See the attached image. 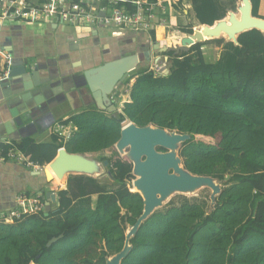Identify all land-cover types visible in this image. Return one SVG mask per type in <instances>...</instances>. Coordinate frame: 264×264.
Instances as JSON below:
<instances>
[{"label":"trees","instance_id":"obj_1","mask_svg":"<svg viewBox=\"0 0 264 264\" xmlns=\"http://www.w3.org/2000/svg\"><path fill=\"white\" fill-rule=\"evenodd\" d=\"M251 2L252 14L259 16L260 0ZM190 5L198 23L212 25L221 18L215 0H190ZM172 7L182 13V0ZM178 29L192 32L191 26ZM237 40L239 45L227 43L232 51L215 63L205 60V42L178 54L162 52L166 67L160 70L141 60L121 111L92 107L74 113L59 123L70 127L67 137L54 130L46 142L25 137L1 143L2 161L15 149L42 166L61 147L87 156L111 155L102 159L108 161L109 177L69 176L66 188L55 191L53 205L40 192L45 204L39 212L11 223L0 220V264H104L105 256L122 248L126 222L133 224L143 206L128 186L131 162L114 147L124 122L190 134L179 150L184 167L225 182L210 212L188 202L155 211L130 238L131 250L121 264H264V35L251 29ZM227 54L231 69L222 67Z\"/></svg>","mask_w":264,"mask_h":264},{"label":"crops","instance_id":"obj_2","mask_svg":"<svg viewBox=\"0 0 264 264\" xmlns=\"http://www.w3.org/2000/svg\"><path fill=\"white\" fill-rule=\"evenodd\" d=\"M182 2V13L174 10L171 1H162L154 6V20L160 19L162 22L154 28L152 37L149 32L133 31L127 26H75L61 24L56 20L0 26V47L12 56L11 64L22 61L26 68L25 74L9 77L8 73L6 79L0 80V144L25 137H31L36 142H46L63 119L96 107L84 81V70L129 54H138L141 60L152 59L151 68L160 65L166 67V58L159 52V47L166 46L168 42L173 44L174 39L180 40L185 33L178 28L200 24L190 0ZM235 2L215 0L221 18ZM263 3L264 0H260L258 7L262 10L258 14L262 18ZM227 43L209 40L202 44L205 60L210 63L221 60L227 50L233 49ZM207 51L214 54L212 59L206 56ZM157 55H160L158 60ZM112 96L115 100L114 94ZM54 181H47L42 172H34L0 158V217L13 209L16 198L25 195L27 191L33 195L34 191L35 194H55ZM57 182L64 189L65 181ZM95 200L96 196L92 195L91 206ZM51 203H56V194L55 201Z\"/></svg>","mask_w":264,"mask_h":264},{"label":"water","instance_id":"obj_3","mask_svg":"<svg viewBox=\"0 0 264 264\" xmlns=\"http://www.w3.org/2000/svg\"><path fill=\"white\" fill-rule=\"evenodd\" d=\"M236 3V12L229 10L224 17L214 21L212 25L201 23L193 25L192 32L185 33L180 38L179 46H162L159 47V52L172 51L174 54L186 52L195 44L218 37H224L227 42L239 45L238 35L251 29H257L264 35V18L252 14L251 0H236ZM237 15L240 16V21L234 20ZM225 21H232L236 24L238 31L228 35V38L212 35L201 40L190 41V37H193L201 27L210 29L214 25L223 24ZM140 61L141 58L138 54H129L82 72L84 81L98 109L107 113L121 111L117 108L115 100L112 99V93L128 77L129 73L139 66ZM167 72L168 70L165 69L163 73L166 74ZM25 73L26 68L23 62L18 61L12 63L9 77ZM189 138L190 134L188 133L160 128L151 123L137 126L132 122H127L122 126L114 147L120 156H126L131 162L132 188H134L131 191L140 195L143 206L140 215L133 224L126 222L122 248L113 255L105 256L104 264H121L131 250L130 238L134 236L140 224L151 216L157 208L161 207L170 196L174 194L190 195L207 185L211 190L208 212L214 208L216 197L221 192L225 180H218L208 175L193 174L184 167L179 150ZM159 148L163 150H159ZM46 166L51 169L56 177L60 179L65 177L64 189L69 176L72 175H86L93 178H105L110 175L107 170V160L98 161L84 154L70 153L64 147L57 150L54 158ZM42 173L47 181H52L47 167L43 169ZM210 182L214 184L210 186ZM45 197L52 202L55 201V194L52 192H45ZM59 238L60 235L52 237L46 245L50 246Z\"/></svg>","mask_w":264,"mask_h":264},{"label":"built area","instance_id":"obj_4","mask_svg":"<svg viewBox=\"0 0 264 264\" xmlns=\"http://www.w3.org/2000/svg\"><path fill=\"white\" fill-rule=\"evenodd\" d=\"M158 0L150 3L147 0H42L33 5L27 0H0V26L9 23L38 24L56 20L61 24L75 26H92L96 24L114 28L127 26L133 31L150 32L161 24L162 20H154V6L161 4ZM133 4V10H128L123 4ZM2 65L0 80L8 77L12 56L0 47ZM154 69V68H153ZM61 136H68L70 127L58 125L55 129ZM1 158V157H0ZM11 161L21 162L34 172H42L46 165H39L23 153L11 149L8 157ZM41 193L33 196L19 195L13 209L0 217L5 223H11L21 215L39 212L44 208Z\"/></svg>","mask_w":264,"mask_h":264},{"label":"rangeland","instance_id":"obj_5","mask_svg":"<svg viewBox=\"0 0 264 264\" xmlns=\"http://www.w3.org/2000/svg\"><path fill=\"white\" fill-rule=\"evenodd\" d=\"M263 5H264V3H263ZM236 6H237V3L235 2V4L233 6L232 5L230 6V9L229 10L236 12L237 11L236 10ZM258 9L256 11L259 14L260 11H262V10H260V8H258ZM229 10H227V12ZM188 26H191V24H189ZM158 37L160 38V35H158ZM171 38H169V39H171ZM216 39H221L222 41H225L226 40L224 37H218V38L210 39V40H216ZM170 42H171V40H170ZM167 45H170V43L168 42ZM204 50L206 51L207 49L205 48ZM157 56H158L157 57V60H158L160 58L159 57L160 55H157ZM206 56L208 58L212 59L214 57V54L208 53V51H207L206 52ZM229 57H230L229 54H227L224 57V61H223L224 64H222V67L224 66V69H227V68L228 69H231V66H232L233 63L230 66H227L229 64V62H228V58ZM146 62H149L148 63L149 66H150V64H153V60L152 59L151 60H147ZM164 67H165V65H163V68ZM153 68L160 70L161 69V65L160 66L153 67ZM135 73H136V71L130 72L129 75H128V77L112 93V94H114L115 102L117 104V107L120 110H121V106H122L123 101L127 99V89L129 87V85L131 84V82L133 81V79L135 77V75H134ZM115 94H117L118 96H115ZM196 138L199 139V140H202L204 142H208V143L209 142H213V139L212 138L206 137V136H199L198 135V136H196ZM110 155H111V152L110 151H104L102 153L91 154L88 157L93 158V159L98 160V161H102L103 158L109 157ZM121 157H126V156H121ZM227 176H229V174H226V177ZM226 177H225V179H226ZM52 180H55L54 182H56V183L53 184L54 185V187H53V191L54 192L56 190L62 189L61 186H60V184L57 182L58 181L57 179H52ZM63 184L65 185V183H63ZM64 185H63V187H64ZM128 186L130 187L131 190H134V188H132V181L128 183ZM210 193H211V190L209 188H201L197 192H195L193 194H190V195L174 194V195L170 196L161 207L157 208L156 211H164V210H166L170 206L180 205V204L186 203V202H188V203H200V204H202L204 206V208H205L206 211H209V205H210L209 196H210ZM51 202L52 201L50 200V204H51ZM52 205H53V203H52Z\"/></svg>","mask_w":264,"mask_h":264},{"label":"bare ground","instance_id":"obj_6","mask_svg":"<svg viewBox=\"0 0 264 264\" xmlns=\"http://www.w3.org/2000/svg\"><path fill=\"white\" fill-rule=\"evenodd\" d=\"M239 19L240 16L237 15V17L234 19L236 21H240ZM236 24H234L232 21H225L223 24L221 25H214L212 28L210 29H206L205 27H201L200 30H198L197 33L194 34L193 37H190V41L193 40H197V39H203V38H207V37H210L212 35H220V36H225L226 38H228L229 36L228 35H231V34H234L236 33L238 30L235 26ZM208 30V31H207ZM171 46H179L180 45V40H179V43H176V44H170ZM169 46V45H168ZM127 122H124L123 125H125ZM178 143V142H177ZM50 172V176L53 178L55 177L57 180L59 181H65V177H62L61 179L56 177L55 174H53V172L51 171V169L46 166ZM214 183L210 182L209 185H213ZM205 185V184H203ZM204 188H208L207 185H205Z\"/></svg>","mask_w":264,"mask_h":264},{"label":"flooded vegetation","instance_id":"obj_7","mask_svg":"<svg viewBox=\"0 0 264 264\" xmlns=\"http://www.w3.org/2000/svg\"><path fill=\"white\" fill-rule=\"evenodd\" d=\"M113 97V96H112ZM113 99V98H112Z\"/></svg>","mask_w":264,"mask_h":264},{"label":"clouds","instance_id":"obj_8","mask_svg":"<svg viewBox=\"0 0 264 264\" xmlns=\"http://www.w3.org/2000/svg\"><path fill=\"white\" fill-rule=\"evenodd\" d=\"M47 165V164H46Z\"/></svg>","mask_w":264,"mask_h":264}]
</instances>
